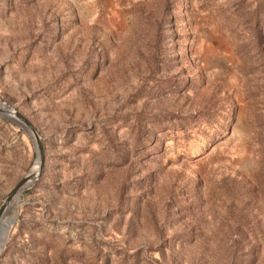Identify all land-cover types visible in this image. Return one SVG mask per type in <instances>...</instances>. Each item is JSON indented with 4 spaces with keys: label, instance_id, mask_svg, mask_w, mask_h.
Here are the masks:
<instances>
[{
    "label": "rangeland",
    "instance_id": "374dc122",
    "mask_svg": "<svg viewBox=\"0 0 264 264\" xmlns=\"http://www.w3.org/2000/svg\"><path fill=\"white\" fill-rule=\"evenodd\" d=\"M1 103L0 264H264V0H0Z\"/></svg>",
    "mask_w": 264,
    "mask_h": 264
},
{
    "label": "water",
    "instance_id": "95a60500",
    "mask_svg": "<svg viewBox=\"0 0 264 264\" xmlns=\"http://www.w3.org/2000/svg\"><path fill=\"white\" fill-rule=\"evenodd\" d=\"M4 106L6 107L5 109L0 110V115L8 119L15 117L31 137L36 152V160H37L36 162H39L38 171H40L44 161V152L38 133L36 132L34 126L23 115H21L19 112H16L15 110H13L12 108H10L5 104ZM11 114L13 117H10ZM32 180H33V175H30L29 173L21 180H19V182L11 189V191L4 198V201L0 207V218L7 211L11 203L16 199L17 200L19 199V196L23 191V189L26 188L32 182ZM11 224H13V221ZM1 233L2 232L0 230V234Z\"/></svg>",
    "mask_w": 264,
    "mask_h": 264
},
{
    "label": "bare ground",
    "instance_id": "6f19581e",
    "mask_svg": "<svg viewBox=\"0 0 264 264\" xmlns=\"http://www.w3.org/2000/svg\"><path fill=\"white\" fill-rule=\"evenodd\" d=\"M5 107L6 106H4V104H2V103L0 104V110L5 109ZM10 117H13L12 114ZM38 166H39V162H36V166H35L34 170L30 172V175H33V177H34V175H36V173L38 171ZM18 200L16 199L13 202H18ZM13 202L11 203V205L9 206L7 211L3 214V216L0 218V230L2 232L0 234V252L6 244L8 231L13 226V224L15 223V220H16V215H17L16 205L13 206L12 208H10L12 206ZM11 211H12V213H11ZM12 221H13V224H11Z\"/></svg>",
    "mask_w": 264,
    "mask_h": 264
}]
</instances>
